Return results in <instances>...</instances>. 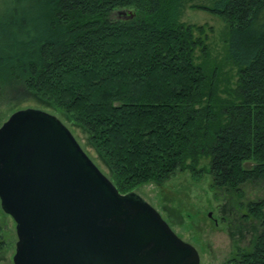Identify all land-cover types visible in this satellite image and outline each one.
Segmentation results:
<instances>
[{
    "label": "trees",
    "instance_id": "trees-1",
    "mask_svg": "<svg viewBox=\"0 0 264 264\" xmlns=\"http://www.w3.org/2000/svg\"><path fill=\"white\" fill-rule=\"evenodd\" d=\"M183 1L12 0L0 11V99L22 88L62 112L120 193L184 171L222 193L264 192V0L195 6L227 26L236 78L223 90L204 65L203 26L178 20ZM243 207L258 232L225 264H264V194Z\"/></svg>",
    "mask_w": 264,
    "mask_h": 264
},
{
    "label": "water",
    "instance_id": "water-1",
    "mask_svg": "<svg viewBox=\"0 0 264 264\" xmlns=\"http://www.w3.org/2000/svg\"><path fill=\"white\" fill-rule=\"evenodd\" d=\"M0 209L14 222L12 264H199L156 209L120 193L70 130L37 108L0 124Z\"/></svg>",
    "mask_w": 264,
    "mask_h": 264
},
{
    "label": "rangeland",
    "instance_id": "rangeland-1",
    "mask_svg": "<svg viewBox=\"0 0 264 264\" xmlns=\"http://www.w3.org/2000/svg\"><path fill=\"white\" fill-rule=\"evenodd\" d=\"M12 0H0V11H4ZM207 0L183 1L178 20L191 25L203 26L206 34V70L217 66L218 89L233 87L235 67L226 62L225 49L227 26L217 15L195 7L208 5ZM127 11V10H126ZM112 13L122 17L127 12ZM199 61V60H198ZM32 107L55 115L72 133L82 150L106 176L108 171L88 144L86 134L72 125L65 115L34 96L17 88L8 99H0V124L16 109ZM146 200L166 221L172 231L182 240L190 243L197 251L199 264H225L235 247L249 249L258 232V224L246 216L243 204L263 196L259 182L240 185V195L216 191L210 187L209 177H193L189 172H176L160 184L145 182L132 189ZM245 215L244 217H242ZM4 249L0 252V264H12L14 250V222L0 209Z\"/></svg>",
    "mask_w": 264,
    "mask_h": 264
}]
</instances>
